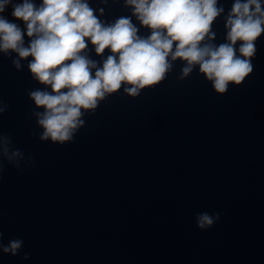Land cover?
<instances>
[{"label": "clouds", "instance_id": "1", "mask_svg": "<svg viewBox=\"0 0 264 264\" xmlns=\"http://www.w3.org/2000/svg\"><path fill=\"white\" fill-rule=\"evenodd\" d=\"M123 6L131 14L108 22L100 18L105 9H94L89 0H0V53H15L12 64L18 71L28 60L32 79L44 86L28 93L42 109L32 113L41 141L72 142L85 126V115L102 101L121 89L138 97L166 80L177 61L183 64L179 80L198 69L220 95L254 71L256 42L264 35V0H233L226 15L219 0H123ZM9 7L13 20L4 15ZM221 16L226 35L216 44L213 25ZM141 28L149 34L141 35ZM90 46L100 60L91 57ZM5 110L0 104V114ZM0 158L17 169L24 160L2 133ZM195 219L197 228L207 230L220 213L205 211ZM23 244L12 239L4 245L0 232V252L16 256Z\"/></svg>", "mask_w": 264, "mask_h": 264}]
</instances>
